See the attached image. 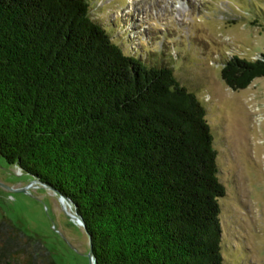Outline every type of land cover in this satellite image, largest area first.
<instances>
[{
	"label": "trees",
	"instance_id": "16d2710c",
	"mask_svg": "<svg viewBox=\"0 0 264 264\" xmlns=\"http://www.w3.org/2000/svg\"><path fill=\"white\" fill-rule=\"evenodd\" d=\"M137 57L89 0H0V155L71 199L96 264H225L206 106L171 67ZM222 66L235 92L264 78V55ZM20 238L35 264L41 244L5 220L0 264L18 261Z\"/></svg>",
	"mask_w": 264,
	"mask_h": 264
},
{
	"label": "rangeland",
	"instance_id": "374dc122",
	"mask_svg": "<svg viewBox=\"0 0 264 264\" xmlns=\"http://www.w3.org/2000/svg\"><path fill=\"white\" fill-rule=\"evenodd\" d=\"M89 1L93 18L125 53L148 67L168 65L204 102L226 188L220 200L225 264H264V78L235 92L221 77L228 59L264 55V0ZM33 180L0 155V220L41 244L35 264L46 259L44 248L53 264H89L88 236L68 216L74 210L40 185L22 192ZM20 240L12 246L23 250L18 261L1 264H27L34 243Z\"/></svg>",
	"mask_w": 264,
	"mask_h": 264
},
{
	"label": "water",
	"instance_id": "95a60500",
	"mask_svg": "<svg viewBox=\"0 0 264 264\" xmlns=\"http://www.w3.org/2000/svg\"><path fill=\"white\" fill-rule=\"evenodd\" d=\"M18 170H19V175L22 176L23 174H25L19 167H16ZM29 176V175H28ZM31 177V176H30ZM33 180V182L29 185V187H27L25 190H22V192H27L28 189L32 188L34 184L36 185H40L46 189H48L49 191L53 192L56 196L59 197V200L61 202V204L63 205V207L67 210V206L71 207L73 210H74V215L73 214H69L68 213V216L70 217V219L78 224L80 227L83 228L84 232L86 233V235L88 236V239H89V243H90V252H89V264H96V259H95V255H94V252H93V246H92V238L91 236L89 235V233L87 232V229H86V224H85V221L83 219V217L78 213V210L76 209L77 207L73 204V202L71 201V199H69L67 196L63 195L62 192H60L59 190L57 189H54L53 187L43 183L41 180L34 178V177H31Z\"/></svg>",
	"mask_w": 264,
	"mask_h": 264
}]
</instances>
